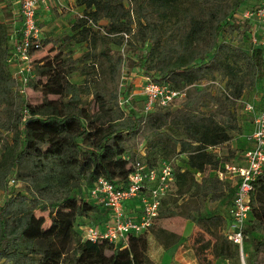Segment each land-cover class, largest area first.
I'll use <instances>...</instances> for the list:
<instances>
[{
    "label": "trees",
    "instance_id": "16d2710c",
    "mask_svg": "<svg viewBox=\"0 0 264 264\" xmlns=\"http://www.w3.org/2000/svg\"><path fill=\"white\" fill-rule=\"evenodd\" d=\"M76 1L82 12L71 29L82 27L83 34L72 32L59 45L51 36L41 38L37 52L48 44L55 50L53 56L40 58L45 77L39 82L41 92L53 97L33 105L14 91L16 81L5 63L14 26L0 11V129L10 133L0 152V264H156L147 253L149 236L168 250L181 241L180 232L153 224L129 234L127 244L121 245L89 240L75 228L76 218L88 213L100 216L98 222L108 218V211L83 198L82 191H89L100 176L125 185L142 142V158L149 166L168 158L150 156L148 148L176 151L183 159L174 169L173 193L179 198L160 204L158 218L177 217L196 225L192 250L199 264L238 263V247L226 236L228 208L203 210L210 202L231 204L235 184L219 178L216 170L234 162L237 151L240 158L243 149L227 145L241 130L242 117H250L240 100L264 82V51L251 43V24L240 18L249 3L135 0L130 7L125 0ZM4 10L12 14L9 5ZM100 19L106 20V32L128 35L129 69L137 67L153 81L184 92L174 106L125 111L117 101L119 93L128 91L127 85L117 90L123 58L106 55L112 88L91 73L90 64H80L95 56L96 38L88 27L100 26ZM74 37L89 45L76 58L63 47ZM75 71L83 75L82 82L68 80ZM89 94L93 110L84 99ZM23 109L28 112L25 119ZM222 144L226 150L219 154L214 148ZM19 167L23 170L18 172ZM14 170L24 183L17 191L6 181ZM39 211H47L49 221ZM244 231L245 240L250 238V259L264 264V171L252 182Z\"/></svg>",
    "mask_w": 264,
    "mask_h": 264
},
{
    "label": "built area",
    "instance_id": "2783aa9c",
    "mask_svg": "<svg viewBox=\"0 0 264 264\" xmlns=\"http://www.w3.org/2000/svg\"><path fill=\"white\" fill-rule=\"evenodd\" d=\"M17 4V17L20 27L15 30L10 53L5 63L13 65L12 73L16 81L14 91L20 97L26 93V88L33 79V57L41 45V28L37 20L40 7H47L49 2L55 1L56 7H67L64 0H14ZM81 16V13L78 14ZM240 18L251 24V43L261 47L264 51V0L244 8ZM91 23V20H89ZM94 27L100 26L92 24ZM102 29V27H100ZM116 34V33H113ZM124 38L125 33H119ZM143 84L139 91H128L118 94V105L126 110L133 109V99L142 101V111L150 112L156 108L170 106L175 100L181 99L184 92L171 87L168 83L153 81L143 76ZM261 103L256 106L248 99H242L243 110L251 115L252 128L246 134L248 142L240 155L242 163L226 162L216 170L219 178L230 180L234 186L231 204L228 207L230 218L226 230L227 238L232 241L239 251V260L236 264H262L256 260L247 259L243 250L246 239L244 231L247 218L251 210L252 182L264 171V86H262ZM28 116L27 109H23V119ZM0 143V152H1ZM137 158L133 169L128 174L125 185H114L104 177H98L89 190V196L96 204L108 211V218L97 226H86L83 237L89 240L107 239L113 244L126 245L129 234H139L155 224L162 197L174 187L175 175L173 160L161 159L155 165L149 166L144 160L145 147L137 148ZM16 171V170H14ZM195 175H200L196 172ZM8 185L17 183L15 172L8 177ZM136 199L139 212L132 216L125 211V202Z\"/></svg>",
    "mask_w": 264,
    "mask_h": 264
},
{
    "label": "rangeland",
    "instance_id": "374dc122",
    "mask_svg": "<svg viewBox=\"0 0 264 264\" xmlns=\"http://www.w3.org/2000/svg\"><path fill=\"white\" fill-rule=\"evenodd\" d=\"M135 0H125V4L129 5L130 7L133 6ZM260 0H245L244 3L248 4L249 6L253 5L254 3H259ZM2 4L9 5V7L12 9L11 2L10 0H0V11L3 13L2 17L8 22L9 26L11 25V13L7 14L4 10L6 6H2ZM67 7L64 8H58L56 6H49V14H48V20L44 21V17L47 15L38 13L37 14V20L38 24L43 32L42 37L43 38H50L52 39H57L59 42L57 45H59L64 39V36H67L74 32L75 36L80 37L83 33H81V28L78 27L76 30L71 29V25L74 22L75 18L82 12V7L77 4L76 0H72L69 3H66ZM246 7V8H247ZM15 15H18L16 12ZM45 15V16H44ZM84 24V23H81ZM98 24L102 27V29L96 28V27H88L90 32L93 34V36L96 38V44H95V56L86 61H79L80 64L83 62H87L90 64V71L91 73H96L97 75H101L106 83L108 88H112V82L108 78V66L109 62L106 59V55L109 56H121L123 58V63L121 64V70L120 74L117 79V90L119 92L123 91V88L127 85L128 86V91L134 90V91H139L141 89V86L143 84V74L141 70L137 67H134L132 69H129L128 64H127V56L132 55V51L130 50V45L128 42H125V38L123 39L120 37V35L113 34V33H108L106 32L105 25H106V20L105 19H100L98 21ZM87 27V25H84ZM165 26V25H164ZM90 33V34H91ZM132 39V38H131ZM64 49L69 50L73 57H80L83 52H85L88 48V42L87 41H77L76 37L73 39H70L68 41H65L64 43ZM55 45V47L57 46ZM51 44H48L46 46H43L38 52L35 53L33 57V62L35 66V75L31 82L29 83L28 87L26 88V93L23 98L28 104H36L41 101H43L45 98L53 97L52 95H44L41 92V83L40 80H44V76L40 74L41 71V63H40V58L42 57H51L54 55L55 50L51 51L49 50ZM136 46V45H133ZM93 60V62H92ZM92 66V67H91ZM70 82H75V83H80L83 80V75L79 73L78 71L73 72L72 74L69 75ZM221 84V83H220ZM127 91V92H128ZM84 99L87 101L89 104V108L93 110L95 108L94 102H93V97L91 94L87 95L84 97ZM179 100V99H178ZM177 102L175 100L170 106H174V104ZM132 108H137V109H142V101L138 99H133L132 101ZM158 109V108H157ZM155 110V109H154ZM243 111V110H242ZM1 132V137H0V143H2L5 140H10V133L9 131L5 129H0ZM144 145V143H139L137 148L141 147ZM224 145L222 144L221 146H217L214 148L216 152L221 154V152H225L224 150ZM136 148V150H137ZM149 152L151 153L150 156H155L159 157L161 155H165L168 159L173 160V165L176 167L177 165L182 164L183 159L182 155H177L176 151H169L168 149L162 150V149H152L148 148ZM149 153V154H150ZM23 167L18 168V172L22 171ZM16 174V171H14ZM13 173H11L9 176H11ZM8 176V177H9ZM200 175H196L197 178H199ZM8 177L6 181H8ZM17 183L15 185H9L10 189H15L21 190L24 187V183L21 179H16ZM8 184V183H7ZM84 188V187H83ZM173 188H171L163 197L161 204L168 200V201H173L174 199H178L179 195L177 193H173ZM82 196L83 198H86L87 200L94 201L92 198L89 196V191H86L84 188V191H82ZM3 199V191L0 190V201ZM223 205L218 204L216 202H210L207 203L203 212L204 213H213V212H223L224 208L221 209ZM130 208H125L126 213H131ZM134 209H136L134 207ZM69 212V210H66ZM39 215H44L46 217V220L49 221V218L47 217V211H39ZM102 218L99 216V218L95 217V213H88L87 216L83 217H77L75 224V228L81 232L83 235L84 228L86 226L90 225H99L102 224L103 220L101 222H98ZM155 224L164 227L168 230L172 231H178L182 235L181 241L173 246L172 248L168 250H164L161 248V246L153 241V239H150V244H148L147 248V253L150 256V258L156 263V264H170V263H175V264H199L197 259L194 257L193 250H192V242H193V237L198 230L196 225H194L192 222L188 220H184L181 218L177 217H161L157 218L155 220ZM250 238L248 240L244 241L243 244V250L248 256L247 259L251 260V254H252V248L250 245ZM212 264H219L218 261L212 260Z\"/></svg>",
    "mask_w": 264,
    "mask_h": 264
},
{
    "label": "crops",
    "instance_id": "0c3cea01",
    "mask_svg": "<svg viewBox=\"0 0 264 264\" xmlns=\"http://www.w3.org/2000/svg\"><path fill=\"white\" fill-rule=\"evenodd\" d=\"M72 0H64L65 3H69L71 2ZM11 2V6H12V9H11V12H12V15L10 17V20H11V25L14 26V29L11 31V34H10V39L13 41V38L15 37V30H17L16 27H20V19L17 17V15H15L16 11H17V4L15 3L14 0H10ZM2 6H6L5 4H2ZM49 6H56V3L55 1H51L49 2L48 6L43 8V7H40L38 9V13H42V14H45L47 15L46 17H44V21H47L48 20V14H49ZM44 15V16H45ZM41 33L43 34L42 30H41ZM11 74L13 73V70H14V66L13 65H10L8 66ZM262 84V86H264V82L260 83ZM262 86L259 87L258 86V90H256V88H254L253 90H251L247 95V98L248 100H251L252 102H254V104L256 106H259L260 103H261V99H260V95H261V90H262ZM243 113V112H242ZM245 116V115H244ZM249 118L248 119H245L244 117H242V119L240 120V125H241V130L239 132H236L232 135L231 139L228 141L227 145L232 148V149H236V151L238 149H245L247 148L248 146V142L246 140V134L251 130L252 128V118H251V115L249 114ZM224 145V144H223ZM226 145V144H225ZM224 145V146H225ZM224 150H226V146L224 147ZM222 153V152H221ZM234 161L235 163H242L241 161V158H238V151L236 152V156L234 157V159L232 160ZM125 208H130V207H133L130 211L131 213H129L130 215L132 216H136L139 212V206H138V201L136 199H133V200H129V201H126L125 204H124ZM134 207L136 209H134ZM229 207L228 206H222V208H226V211H227V208ZM223 210V209H222ZM229 215V214H228ZM150 239L152 240L153 238L151 236H149L148 240L150 241ZM153 241H155L153 239ZM156 242V241H155ZM150 244V242H149ZM162 248V247H161Z\"/></svg>",
    "mask_w": 264,
    "mask_h": 264
}]
</instances>
